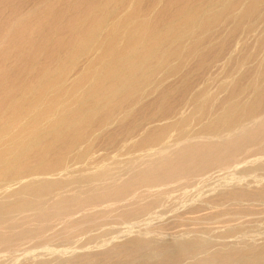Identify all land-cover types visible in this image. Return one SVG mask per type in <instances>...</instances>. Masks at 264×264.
I'll return each instance as SVG.
<instances>
[{"label":"rangeland","instance_id":"rangeland-1","mask_svg":"<svg viewBox=\"0 0 264 264\" xmlns=\"http://www.w3.org/2000/svg\"><path fill=\"white\" fill-rule=\"evenodd\" d=\"M42 1L0 0V64L8 63L9 76L18 72L9 68L11 60L5 58L3 51H11L12 38L21 29L22 25L15 22L17 15L38 7ZM67 7L68 0H62L60 9ZM51 21L44 26L47 30L56 22ZM224 23L221 29L217 24L209 33L199 35L203 41L219 34L224 44L216 43L209 56L186 61L187 65L179 72L169 69L158 72L156 83L140 91L144 94L138 92L136 99L139 100L132 105L136 110L131 107V115L121 114L115 123L84 142L86 145L75 153L78 155L71 156L73 167L65 171L66 181L60 179L63 176H54L56 181L48 180L42 184L44 189L41 182H36L35 186L43 189L40 195L39 186L35 189L30 185L27 190L24 183H16L8 190L5 183L17 180L10 177L0 180L3 183L0 191L8 198L0 193V204L7 210L0 209V264H264V99L256 112H250L255 95L264 87V19L257 23L256 29L241 28L232 35L227 34L229 27ZM44 27L41 34L46 31ZM50 37H55L54 30ZM217 54L219 57L214 60ZM201 62L206 64L203 66ZM183 79H188V83ZM230 99H235L237 104L234 118L208 132L205 123L221 113ZM258 116H262L260 121H252ZM237 124L249 127L240 132L235 128ZM166 125L172 136L163 142L171 140L179 146H171L167 154L160 156L140 155L141 151L157 147V143L141 144L142 139L154 127ZM16 126L17 133L21 127L18 128V123ZM204 133L221 134V140H204L203 137L210 136ZM185 135L189 136L187 140ZM230 135L233 137L229 138ZM7 138L4 142L9 143ZM125 143L127 146L129 143V149ZM136 155L143 157L142 161ZM102 167L104 171L100 170ZM31 174L21 172L18 177ZM16 187L25 188L26 195ZM29 188L35 190L36 202L30 199L34 196ZM5 190L11 192L8 194L13 199ZM20 195L26 199L20 201L19 208L15 205L12 209L10 203L19 201ZM37 195H44L41 202Z\"/></svg>","mask_w":264,"mask_h":264},{"label":"bare ground","instance_id":"bare-ground-1","mask_svg":"<svg viewBox=\"0 0 264 264\" xmlns=\"http://www.w3.org/2000/svg\"><path fill=\"white\" fill-rule=\"evenodd\" d=\"M61 2L62 0H43L38 7H34V9L26 11V13L17 15L15 22L22 25L21 29H19L17 34L12 38V43L9 48H12L11 51H3L5 58L11 60L9 68H13L18 72L13 76H9L7 73L8 71H6L8 63L6 64V62H4L0 64V74L2 73L0 76V180L9 177L14 179V181L15 179L17 180L7 183L4 181L6 184L5 188L8 190L16 183H24V187L28 188L30 185L35 186L36 182H38V184L41 182L40 185H45V182H48V180H54V176L64 177L65 171L73 167V155L80 150L81 147L83 148L82 145L84 142L88 141L93 135L100 133L101 129L107 125L115 123L116 119L121 117V114H127L128 116L132 105L139 100L136 99L138 98V92H144L146 86L154 83L155 76L158 75V72L162 73L164 69H169L170 72H179V69L186 66L189 60L197 57L209 56L216 43H220V45L224 44V38H222L223 36H219V34L218 36L214 35L215 37L211 35L207 40L203 41L199 40L200 34L208 32L209 30L211 31V28H214L217 24L218 28L220 24L221 29V24L227 20V23H224V25L230 24L226 26L227 28L229 27V30L227 29V34L232 35L241 28L253 30L257 23L264 19V0H68L67 9L62 10L60 9ZM70 12L71 14L68 16ZM51 20L56 22L52 24L54 26L49 27L47 30L44 26L50 24ZM63 24L65 25L63 26ZM43 27L46 28V31L42 32V35L40 31ZM53 30L55 33L54 38L50 37V33L53 32ZM223 32L226 31L223 29ZM243 40L245 41L244 38ZM190 41L191 43L188 45ZM239 43H242V40ZM215 56L214 60H216L217 56L219 57V54ZM174 61L175 63H173ZM176 61H179V63L177 64ZM261 62L263 63V61ZM205 64L206 62L203 63V66ZM164 77L166 78V76ZM186 81L188 83V79ZM162 82L164 83L165 81ZM239 90L243 89L239 88ZM140 93L141 95L144 94L142 92ZM167 94V92L164 93L163 97ZM206 94L208 95L207 92ZM195 95L192 96L196 97ZM148 96L145 97L149 98ZM168 98H170V96ZM263 99L264 87L255 95L250 112H256V109L261 105ZM234 100L235 99H230L225 109H222V112L220 110L221 113L218 112L219 114L217 113L218 115L211 121L206 120L209 121L205 123L208 132L210 131L209 129L213 131L234 118L235 107L237 105ZM160 102H162V100H160ZM239 107L241 108V106ZM134 109L135 108L132 110ZM203 113H205V111ZM209 113L211 112L209 111ZM241 113L243 114V112ZM115 114L116 116H114ZM180 115L177 116L180 117ZM110 118H112L111 121H106ZM261 118L262 116L252 118V121L257 119L260 121ZM199 120L201 121V119ZM179 121L180 119L178 122ZM172 122H174V120H172ZM178 122L176 121V123ZM16 123L20 125L18 128L21 127L20 130L18 129L19 131L17 133L15 132L17 127ZM195 123H197V121ZM146 125L148 126V124ZM191 125L193 126V124ZM237 125L238 127L236 126L235 128L240 130V132L249 127L247 125ZM95 127L98 128L96 129ZM194 128L195 127H193V129ZM224 129L225 128L222 130ZM169 131V126L166 125L162 127L156 126L151 129L149 133L147 132L148 135L142 139L143 141L141 144L148 145L150 143V145H153L157 143V147L154 148L152 146L146 149V151H141L140 155L143 154L151 157L153 155H164L171 146L176 145V143L170 142L171 140L163 142L166 137L172 136V133L169 134ZM226 131L229 130H225V132ZM14 132L16 134H13ZM188 132L187 134L190 135ZM197 132L199 133V130ZM229 132L232 133L233 130ZM207 134L210 135L211 132ZM139 135H141V133ZM188 135H185L186 140L189 137ZM220 135L221 134H214L205 138L203 137V139L210 140L209 142H211L212 139L214 141L221 140L219 137ZM226 135L225 137H227ZM233 135H230L229 138H231V136L233 137ZM6 138L10 141H8L9 143L4 142ZM133 139L130 140L133 141ZM190 139H188L189 142ZM134 140L137 141L136 139ZM189 142L186 143L189 144ZM129 143L128 146L127 143H125L127 148L130 147ZM85 145L86 144H84V146ZM177 145L179 146V144ZM180 145L183 144L181 143ZM176 146L174 147L175 149H177ZM172 148L173 147H171V149ZM136 152L139 153L138 151ZM142 158L138 159L142 161ZM113 159L115 160V158ZM135 162H137V160ZM108 164L106 166H108ZM133 164L135 165V163ZM93 166L94 163L92 166L90 164V167ZM103 167L100 168V170H103ZM51 170L55 172L52 173ZM21 172H31L32 174L18 177ZM95 173L99 174L100 172ZM86 174L87 173H85V176L88 175ZM83 175L84 174L81 173L80 176L83 177ZM102 175L101 173L100 176L102 177ZM93 177L94 176H92V179ZM65 178L66 177H60L62 180H65ZM96 180H98V178ZM55 181L56 180H54V182ZM2 184L0 183V186ZM38 186H35V189ZM48 186L49 185H47V187ZM25 188L23 190H25ZM42 188L39 186L37 190L40 189L41 192L44 189ZM16 189L20 191L21 188L16 187ZM31 190L33 191V189ZM24 192L26 191L20 193L25 194ZM34 192L35 190L30 193L33 195ZM40 192L39 194L41 195L42 192ZM6 193L9 198L13 197L12 195L10 196V191ZM1 194H3V192ZM21 195L18 199L15 197V199L19 201H10L11 208H14L15 205L18 207L20 201L22 202V200L26 199H23L22 197L24 195ZM4 196L6 199V195ZM43 196H39L41 199L38 197L39 201L43 200ZM33 198H35V196L30 199ZM27 200H29V196ZM34 200L35 202L37 201L36 199H33V201ZM27 203L28 206H30V200ZM33 205L34 204H32V206ZM1 207L2 210H4V206L1 205L0 209ZM22 210H24V208ZM192 242L196 244L195 241ZM198 243L200 244V242ZM230 245L231 244H229V246ZM183 247L184 244L182 245V248ZM192 247L194 248V246Z\"/></svg>","mask_w":264,"mask_h":264}]
</instances>
